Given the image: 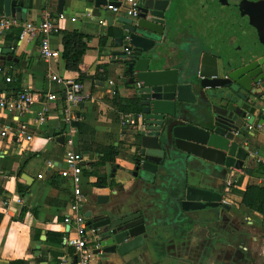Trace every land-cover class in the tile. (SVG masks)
Listing matches in <instances>:
<instances>
[{
    "label": "crops",
    "instance_id": "0c3cea01",
    "mask_svg": "<svg viewBox=\"0 0 264 264\" xmlns=\"http://www.w3.org/2000/svg\"><path fill=\"white\" fill-rule=\"evenodd\" d=\"M57 5L58 0H31L25 21L39 22L46 11L57 18ZM125 8L122 6L113 12L108 2L63 0L64 19L57 20L59 30H77L89 36L88 48L80 63L87 78L77 81L82 85L81 99L70 106L69 122L63 112L64 84L49 78L50 74L63 80L76 81L77 78L76 73L66 70L61 58L60 35L49 36L50 46L59 56L45 60L39 41L20 40L16 37L18 28L0 34V49L12 50V59L5 60L4 67H0V97L15 96L22 90L33 95V101L25 110L0 109V187L3 189L0 194V264L16 259H25L30 264H57L62 258L66 264H75L73 248L46 242L48 232L58 233L62 238L75 236L74 224L63 222L70 213L71 185L59 174L66 166L64 151L70 136L74 139V149L89 148L82 153L85 161L81 189L87 200L84 214L97 195L108 196L110 204L127 202L133 210L150 205L149 212L153 213L160 210L172 190L173 180L155 187L133 176L130 150L136 143L133 132L137 126L125 121L140 113L124 114L118 105L135 97L134 85L128 81L125 66L115 63L116 58L111 54L118 49L115 38L108 37L105 47L99 48V38L109 28L121 30L124 35L121 39L127 42L124 25L118 20L127 14ZM177 12L181 26L177 42L180 56L187 59L199 48L214 53L210 42L213 24L219 26L222 33L225 28L215 22L211 4L207 0H179ZM180 65L171 61L159 69L172 71ZM98 66H101L100 75ZM6 77H10V81H6ZM48 93H55L57 99L47 101ZM259 105L264 108L262 93ZM40 115L44 116V121L37 122ZM261 115L264 116V112ZM80 123L93 129V136L79 134ZM263 126L261 116H256L253 123L246 126L250 134L244 133V143L250 146L253 158L242 168L226 169L213 177L211 166L193 159L184 169L183 173L189 174L191 179L200 178L203 186L220 193L221 204L227 207L220 208L217 220L165 221L158 214L151 244L138 255L132 253L128 264H264V212L243 202L249 186L264 189ZM3 130H6L4 136L1 135ZM61 135L64 136L62 142L57 140ZM26 136L31 138L28 140ZM99 147L110 149L112 159L101 161ZM18 170H21L19 176L16 175ZM98 181L101 184H96ZM17 183L25 186L24 194L17 191ZM22 207L26 212L20 216ZM36 230L41 239L38 256L34 255L39 240L33 239ZM88 247L93 251V242H89ZM133 255L136 256L131 259ZM97 259L93 255L89 264H96Z\"/></svg>",
    "mask_w": 264,
    "mask_h": 264
},
{
    "label": "water",
    "instance_id": "95a60500",
    "mask_svg": "<svg viewBox=\"0 0 264 264\" xmlns=\"http://www.w3.org/2000/svg\"><path fill=\"white\" fill-rule=\"evenodd\" d=\"M114 1L95 3L119 6ZM210 2L216 23L224 27L228 0ZM178 3L143 0L136 17L127 12L118 19L128 38L126 43L115 38L118 49L111 54L115 63L125 66L141 106L136 143L130 150L133 176L155 187L172 180L173 184L160 210L153 213L150 205L133 210L127 202L110 204L108 196H96L84 214L95 230L92 253L98 257L96 264H128L132 253L138 255L151 244L158 214L165 221L217 220L220 208L227 207L221 204L220 193L203 186L200 178L183 173L193 159L211 166V176L218 177L219 172L240 169L253 158L244 133L250 134L246 126L256 116L264 119V108L259 105L264 88V21L257 43L229 54L199 48L186 59L177 48L181 36ZM30 5L31 0H0V17L25 21ZM62 6L63 0H58L59 13ZM0 53V67H4V61L12 59V50L2 48ZM171 61L181 65L172 71L159 69ZM57 140L62 142L64 136ZM40 243L41 239L35 256Z\"/></svg>",
    "mask_w": 264,
    "mask_h": 264
},
{
    "label": "built area",
    "instance_id": "2783aa9c",
    "mask_svg": "<svg viewBox=\"0 0 264 264\" xmlns=\"http://www.w3.org/2000/svg\"><path fill=\"white\" fill-rule=\"evenodd\" d=\"M143 0H118L119 6L108 5L113 12H117L122 6L127 8V12L132 17H136L138 7ZM64 15L59 13L55 18L50 12L43 13V18L39 22L24 21L11 17H0V34L10 31L13 28L20 29L19 39L24 41L38 40L40 44L41 56L45 60L56 58L59 52L51 48L49 43V36L58 33L59 26L57 20H63ZM74 20V19H72ZM128 53V51H127ZM1 70V68H0ZM50 80L61 82L64 84L63 97L65 101L64 116L67 122L70 121V106L74 105L81 99L82 85L77 81L63 80L56 74L49 75ZM6 81H10L6 77ZM262 96L264 98V88H262ZM57 95L55 93H48L46 95L47 101H55ZM33 101V95L26 90L16 93L15 96L0 97V109L8 111H22L27 109ZM141 115L130 117L126 119V123L132 126H137ZM37 122L44 121V116H38ZM264 130V126H263ZM1 135H6V130L1 132ZM17 136H20L18 133ZM26 136V139H30ZM67 148L64 151V159L66 166L59 172L60 176L68 179L71 185V199H70V213L65 215L63 222L68 225L74 224L75 236H64L62 243L69 248L74 249L75 264H89L93 258L92 250L88 247V243L93 241L95 230L91 228L87 219L84 216V207L86 204L85 195L81 189L82 185V166L84 165V156L78 150L74 149V139L70 136L67 141ZM57 264H66L64 258Z\"/></svg>",
    "mask_w": 264,
    "mask_h": 264
},
{
    "label": "trees",
    "instance_id": "16d2710c",
    "mask_svg": "<svg viewBox=\"0 0 264 264\" xmlns=\"http://www.w3.org/2000/svg\"><path fill=\"white\" fill-rule=\"evenodd\" d=\"M17 30L16 37L19 38V31ZM58 34L61 37V44H62V51H61V58L64 61L65 68L68 71L74 72L77 74L76 81H81L84 78H87V76L81 71L80 69V63L83 54L85 53L86 49L88 48V42H89V36L85 35L83 33L78 32L77 30H59ZM114 37V38H123L124 35L121 30L109 28L105 35L101 36L99 38V48H103L106 45L108 37ZM98 74L101 66H98ZM105 69V67H102ZM100 75V74H99ZM95 74V76H99ZM10 78V77H9ZM119 110L122 113H140L141 112V106L139 104V100L136 97H132L129 99H126L123 103H120ZM78 132L79 134L84 133L85 135L93 136V129L88 127L87 125L80 123L78 126ZM135 134V130L133 132ZM80 153L85 152V150H89V148L83 146L79 149ZM97 152L101 155V161L111 160L112 159V151L110 149H107L105 147H99L97 148ZM21 170H18L16 172V175H20ZM246 172L250 173V170L247 169ZM101 182V181H100ZM96 184H101L96 182ZM17 191L20 194H24L26 192L25 186H23L21 183H17ZM3 193V189L0 187V194ZM244 204L250 207L255 208L256 210L260 212H264V189L256 187L254 185H251L247 188L246 194L244 196ZM26 212V208L22 207L20 211V216H23ZM39 231H35L34 234V241H37L39 239ZM48 237L46 242H50L51 244L58 245L62 243V236L58 233L54 232H48ZM52 255H55L53 251H51ZM6 264H30L29 261L25 259H16L6 262Z\"/></svg>",
    "mask_w": 264,
    "mask_h": 264
},
{
    "label": "flooded vegetation",
    "instance_id": "af4514ba",
    "mask_svg": "<svg viewBox=\"0 0 264 264\" xmlns=\"http://www.w3.org/2000/svg\"><path fill=\"white\" fill-rule=\"evenodd\" d=\"M211 4L210 0H207ZM214 1L215 0H211ZM216 6V3L214 4ZM215 15V7L212 6ZM264 0H228L224 32L214 25L210 39L215 54L236 52L247 43H257L261 37L259 27L264 21ZM216 22V21H215Z\"/></svg>",
    "mask_w": 264,
    "mask_h": 264
},
{
    "label": "rangeland",
    "instance_id": "374dc122",
    "mask_svg": "<svg viewBox=\"0 0 264 264\" xmlns=\"http://www.w3.org/2000/svg\"><path fill=\"white\" fill-rule=\"evenodd\" d=\"M124 11H127V8H125V10Z\"/></svg>",
    "mask_w": 264,
    "mask_h": 264
}]
</instances>
